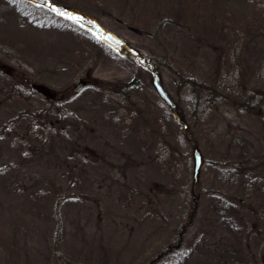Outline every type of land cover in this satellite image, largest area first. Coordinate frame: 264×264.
<instances>
[{
    "label": "rangeland",
    "instance_id": "obj_1",
    "mask_svg": "<svg viewBox=\"0 0 264 264\" xmlns=\"http://www.w3.org/2000/svg\"><path fill=\"white\" fill-rule=\"evenodd\" d=\"M263 64L264 0H0V264H264Z\"/></svg>",
    "mask_w": 264,
    "mask_h": 264
},
{
    "label": "trees",
    "instance_id": "obj_2",
    "mask_svg": "<svg viewBox=\"0 0 264 264\" xmlns=\"http://www.w3.org/2000/svg\"><path fill=\"white\" fill-rule=\"evenodd\" d=\"M255 75L257 76V73ZM258 75L264 77V67L261 68L260 74ZM234 80L235 79H233V77H230V75L222 76L221 78L218 77L216 83L212 85L211 89L203 88L207 95L206 99H210L209 103H211V101L214 99H221L220 92L223 90L227 91L230 97H233L232 95L234 93H237L236 92L237 85ZM47 96H48V101L50 102L49 103L50 105L44 106V108L40 110L39 113L41 116L43 115L42 119L40 120V125H41L40 130L43 129V132L49 135V134L55 133L54 131L51 130L52 129L51 127L54 125L53 122H57V119L53 117L51 121H48V120L50 117H52L50 116L51 113H53L54 110H56L59 107L58 105L62 103V100L64 99V97L62 98V96H58L57 94H50ZM252 96L253 95H251L250 96L251 98H248V100L244 102L241 100H238L239 108L243 109V112L250 113L256 118H259V120L264 121V100L256 102L254 101V97ZM241 102L243 103L242 105L240 104ZM170 108L172 110V107ZM173 114L175 115L176 113H173ZM60 115L62 116L64 115V113ZM48 116L50 117L47 120L43 121ZM6 127H9V126H6ZM58 222H59V219H58ZM58 228L59 226H57V229ZM54 244L58 246V238H57V242H55Z\"/></svg>",
    "mask_w": 264,
    "mask_h": 264
},
{
    "label": "water",
    "instance_id": "obj_3",
    "mask_svg": "<svg viewBox=\"0 0 264 264\" xmlns=\"http://www.w3.org/2000/svg\"><path fill=\"white\" fill-rule=\"evenodd\" d=\"M93 27H94V29L97 31V32H101L100 30H99V27L97 26V25H94L93 24ZM156 83V85H157V87H158V91L163 95V97L165 96V94H164V90L162 89V87L161 86H159L158 85V83L157 82H155ZM196 159H197V166H196V170H198L199 168H200V166H201V156L199 155V154H197L196 155Z\"/></svg>",
    "mask_w": 264,
    "mask_h": 264
},
{
    "label": "snow or ice",
    "instance_id": "obj_4",
    "mask_svg": "<svg viewBox=\"0 0 264 264\" xmlns=\"http://www.w3.org/2000/svg\"><path fill=\"white\" fill-rule=\"evenodd\" d=\"M52 10L55 11L58 15L66 16L68 19H76L75 17H72L70 14H67V13L61 11L59 8L53 7Z\"/></svg>",
    "mask_w": 264,
    "mask_h": 264
}]
</instances>
